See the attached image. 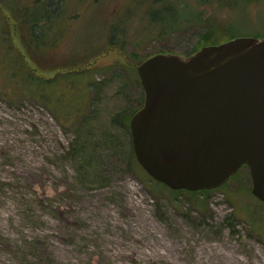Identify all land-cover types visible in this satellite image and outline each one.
<instances>
[{"label": "rangeland", "instance_id": "374dc122", "mask_svg": "<svg viewBox=\"0 0 264 264\" xmlns=\"http://www.w3.org/2000/svg\"><path fill=\"white\" fill-rule=\"evenodd\" d=\"M153 1L63 0L41 41L26 45L0 0V264H264V203L247 167L204 194L201 208L186 192L172 203L130 156L117 116L142 102L136 57L186 54L206 22L218 36H263L264 0H187L200 18L151 37ZM77 67L86 72L74 80L59 75ZM26 69L58 80L24 82ZM39 84L59 99L53 112L24 93ZM75 90L71 114L61 93Z\"/></svg>", "mask_w": 264, "mask_h": 264}, {"label": "water", "instance_id": "95a60500", "mask_svg": "<svg viewBox=\"0 0 264 264\" xmlns=\"http://www.w3.org/2000/svg\"><path fill=\"white\" fill-rule=\"evenodd\" d=\"M142 102L128 118L134 158L169 189H213L245 165L264 203V35H236L135 64Z\"/></svg>", "mask_w": 264, "mask_h": 264}, {"label": "trees", "instance_id": "16d2710c", "mask_svg": "<svg viewBox=\"0 0 264 264\" xmlns=\"http://www.w3.org/2000/svg\"><path fill=\"white\" fill-rule=\"evenodd\" d=\"M5 1L8 2L7 5L9 6L10 11H12L13 15H11V18H10V17H7L9 15L6 16V14H4L3 16L4 23H6L8 26L9 25L13 26V25L18 24L20 27H23L25 33L24 35L22 34V37L24 38L25 35L27 36V41L25 42L26 45L30 43L32 44L33 42L41 41V35L45 28L44 26H46V24L50 21V19L60 11V6L63 2V0H53L52 2L50 0H5ZM198 1L202 2L205 0H198ZM217 1L221 2L220 0H217ZM153 2L159 3V6L157 9L151 10L149 13H147L148 15L147 17L148 26L147 27L150 29L151 37H155V36L159 37V36L168 34L172 31L179 30L182 28L184 24L190 22L191 20L195 21L198 18H200V15L202 13L201 8L192 7V5L187 2V0H154ZM233 2L234 1H232V3ZM241 2L244 3V0H242ZM219 28L220 26L216 27L215 23L213 22H206L204 29L202 30V32L200 33L196 41L193 43V46L188 53L192 52L193 50H195L196 48H198L199 46L203 44L217 43V42H220L222 40H225L227 38L237 35V34H227L225 36H218L216 35V32L218 31ZM120 33L122 32L120 31ZM114 36L115 35H114V30H113V33L110 34L109 36L110 38L107 41L109 44L114 43V39H113ZM254 36H257V35H254ZM4 37H6V34L4 35ZM123 39L124 38L121 36V40L119 41V44L122 43L123 45V41H124ZM159 51H167V50L161 49ZM153 52H156V51H153ZM153 52L145 53L142 56L136 57V58L138 61H140L142 58H144L145 56ZM134 53L135 52H133V54ZM34 58H37V56L34 55ZM14 64L21 66L17 62H15ZM77 68H78L77 70L76 68H68L66 71L63 72V74L61 72L59 75L61 76V78L68 77L74 80L76 79V72L80 73L81 75H83V73L86 72L85 71L86 68H82V67H77ZM13 74H14V70L13 71L11 70V75ZM22 78L24 82H38L42 84L44 82L50 83L56 79L58 80L57 74L49 76V77H42V76H37L30 69H26V72L22 73ZM32 88L33 89L31 91H27V92L25 91L24 93H31L32 96L41 99L42 102L48 105V107L53 112L52 106L49 105L48 103L51 99H53L52 101L54 102L59 101V99L53 97V93L49 94L48 91L44 90V86L41 84L32 86ZM70 90L72 89L70 88ZM63 93L66 94L65 103L68 104V107L70 106L69 108L70 113L75 114L76 112V101H75L76 100V90L74 92V95L72 94L73 99L71 95H68L66 93V91L61 93L62 96H63ZM138 106L136 105L133 108L128 109L127 112L118 113L117 115L118 121L121 122V124L124 125L125 127H128L127 126L128 118L130 114ZM129 154L133 158V160L136 162L131 145L129 147ZM148 177L151 178L150 176ZM160 184L162 186H165L162 183ZM170 190L172 194L173 193L174 194L170 196L171 198L169 199V201H171L172 203H175L177 201V196L175 194L186 192L188 193V196L186 197V199L189 201L190 205L198 209V208H201L205 204L204 194H206L208 191L212 189L195 190V191H189V190H184V189H177V190L170 189ZM199 195H202V196H199Z\"/></svg>", "mask_w": 264, "mask_h": 264}]
</instances>
